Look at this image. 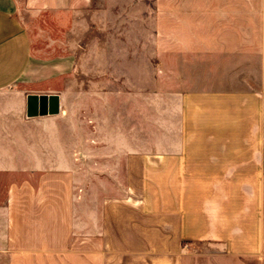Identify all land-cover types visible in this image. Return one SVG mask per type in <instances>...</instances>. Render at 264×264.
Returning a JSON list of instances; mask_svg holds the SVG:
<instances>
[{"label":"rangeland","instance_id":"rangeland-1","mask_svg":"<svg viewBox=\"0 0 264 264\" xmlns=\"http://www.w3.org/2000/svg\"><path fill=\"white\" fill-rule=\"evenodd\" d=\"M19 2L33 62L23 82L0 93V250L12 183L45 170H71L74 234L95 233L105 202L126 196V160L133 153L148 160L149 205L180 210L187 236L200 242L196 251H211L206 243L213 239L251 229L245 227L258 201L257 116L246 113L243 124L239 115L229 118L235 128L244 125V139L234 136L221 155L206 144L202 120L197 125L191 118L184 130L182 111L207 109L199 93L264 92L260 0L197 6L208 20L197 23L189 22L194 7L159 0ZM236 32L244 53L206 50ZM54 94L59 114L28 117V95Z\"/></svg>","mask_w":264,"mask_h":264},{"label":"crops","instance_id":"crops-1","mask_svg":"<svg viewBox=\"0 0 264 264\" xmlns=\"http://www.w3.org/2000/svg\"><path fill=\"white\" fill-rule=\"evenodd\" d=\"M19 3V0H0V93L23 82L33 62L31 39L18 14ZM158 3L194 7L189 15L191 23L208 21L196 13L197 6L231 5L229 0H180L179 3L159 0ZM260 11L264 21V0H260ZM226 38L206 50L244 53V40L238 32L228 33ZM195 95L197 98L204 95L207 109L189 110L191 115L183 109L184 130L192 125L191 118L196 119L197 125L202 120L207 129L206 144L221 155L229 149L234 136L240 133L238 139H244V125L235 128L229 124V118L239 115L243 124L246 113L257 116L258 142L253 160L259 171V185L257 210L251 217L252 224L245 227H251L250 230L237 232L235 238L213 239L206 243L213 247L211 251H196L194 245L200 242L187 236L180 210L149 205L144 193L148 160L145 155L133 153L126 160V196L105 202L102 225L95 233L74 234L71 170H45L34 179L12 183L6 193L5 241L0 250V264H264V92L229 89ZM186 98L187 102L191 97ZM248 103L255 108L251 110ZM216 155L217 159H228ZM165 173L166 170L158 172L159 181Z\"/></svg>","mask_w":264,"mask_h":264},{"label":"water","instance_id":"water-1","mask_svg":"<svg viewBox=\"0 0 264 264\" xmlns=\"http://www.w3.org/2000/svg\"><path fill=\"white\" fill-rule=\"evenodd\" d=\"M60 96L54 95H28V117L57 115L60 113Z\"/></svg>","mask_w":264,"mask_h":264}]
</instances>
